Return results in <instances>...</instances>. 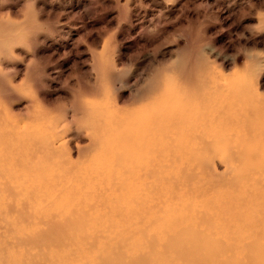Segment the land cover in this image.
Instances as JSON below:
<instances>
[{"label":"rangeland","instance_id":"obj_1","mask_svg":"<svg viewBox=\"0 0 264 264\" xmlns=\"http://www.w3.org/2000/svg\"><path fill=\"white\" fill-rule=\"evenodd\" d=\"M37 158L51 234L17 208ZM58 258L264 264V0H0V264Z\"/></svg>","mask_w":264,"mask_h":264},{"label":"bare ground","instance_id":"obj_2","mask_svg":"<svg viewBox=\"0 0 264 264\" xmlns=\"http://www.w3.org/2000/svg\"><path fill=\"white\" fill-rule=\"evenodd\" d=\"M45 142L42 144L43 147L45 148L43 150V152H45V157H43V159H47V160H50L48 162V164L50 162H52V155L54 154L53 151L55 150V147H54V142L52 139L48 140H44ZM153 143V142H152ZM151 144V143H150ZM157 145V144H156ZM153 146V145H152ZM42 147V146H40ZM42 147V149H43ZM155 147V146H154ZM39 149V148H38ZM156 149V148H154ZM149 150V148H148ZM157 150V149H156ZM160 150V149H159ZM142 151H143V148H142ZM152 152V151H151ZM156 152V151H155ZM158 152V151H157ZM156 152V153H157ZM161 152V151H160ZM159 152V153H160ZM36 152H34L35 154ZM150 153V152H149ZM32 154V153H31ZM151 154V153H150ZM161 154V153H160ZM36 155V154H35ZM157 155V154H156ZM162 155V154H161ZM158 154V156H161ZM32 156H34L32 154ZM44 156V155H43ZM140 156V154H139ZM156 157V156H155ZM145 158V156H143L141 158V160L139 161V163H141V166L140 168H143L145 169L143 174L141 175H145V174H149V175H153L154 176V173H153V167H155V163L152 162L151 164V160L150 158H147V161L146 163L142 162L143 159ZM158 158V157H157ZM24 159V157H23ZM38 159V158H37ZM43 160L41 159H38L36 164L33 163V166H28V165H23V166H28L29 169L32 170V173L31 172H23V174L19 175V178L21 179L20 181H16L15 182V186H14V189H15V192L16 194H18V196L20 197L21 199V203L17 206L18 210H20L21 212H24L25 214H27V218H31L33 221L35 220L37 225H38V230L40 231V234L43 235L44 232V221L46 219H50L52 217L53 220H55L57 222H59L60 224L63 222V220L67 219L66 217L68 216H63V213L65 211H63V207L61 205H59V199L57 198V193L55 192H51L48 190L50 188H53L54 191H57V186L59 187L58 191L61 190V188L64 187V182L62 181V177L60 178V176H57V177H54L53 176V173L54 172H51V173H48L46 174L47 177H44V176H40L41 175V172H43V170L45 169V166H47L45 164V162L42 163ZM160 161V160H159ZM22 162V161H21ZM20 162V163H21ZM29 163V162H28ZM27 164V163H26ZM35 164V165H34ZM45 164V165H44ZM151 164V165H150ZM146 165L149 167L147 168ZM49 167V166H48ZM22 168V167H21ZM149 169V170H148ZM31 170H28V171H31ZM21 171V170H20ZM49 171V170H48ZM53 171V170H52ZM155 172V170H154ZM128 173V172H126ZM17 174V173H15ZM28 174V175H27ZM38 174V175H37ZM25 175V176H23ZM32 176V178H30V176ZM57 175V174H56ZM60 175V174H58ZM18 178V180H19ZM113 180V179H112ZM77 184V183H76ZM61 187V188H60ZM91 188V187H90ZM70 189V188H69ZM107 190V189H106ZM75 191V190H74ZM137 191V189H136ZM62 192V191H61ZM101 192V191H100ZM73 193V192H72ZM59 194V193H58ZM142 194V195H141ZM69 195V194H68ZM87 195V194H86ZM85 195V196H86ZM97 195V194H95ZM103 195V194H102ZM145 192L142 193L141 191L140 192H137V195H133L131 194L129 196L130 200L129 202H133L131 203L132 206H129V208H123L121 207V205H114V207L117 209H120V210H125L127 212H129L130 214H133V212H145L147 211L148 209L152 210L151 208H153V203H151V199L150 198H147L146 199L144 198L145 196ZM62 196V195H61ZM128 196L125 195V198L127 199ZM63 198V196L61 197ZM67 198V197H66ZM69 198V197H68ZM102 198V196H101ZM61 200V199H60ZM63 200V199H62ZM104 200V199H103ZM64 201V200H63ZM62 201V202H63ZM105 201V200H104ZM116 201V199H115ZM61 202V203H62ZM94 203V202H93ZM100 203V202H99ZM70 204V203H69ZM85 204V203H84ZM101 205V203H100ZM99 205V206H100ZM103 205V204H102ZM10 207V206H9ZM66 207V206H65ZM101 207V206H100ZM10 209V208H9ZM91 209V208H90ZM93 209V208H92ZM91 209V210H92ZM83 210V209H82ZM63 211V212H62ZM136 212V213H137ZM82 213V212H80ZM84 213V212H83ZM87 213V212H86ZM84 213V214H86ZM94 213V212H93ZM92 213V214H93ZM70 221L71 222H74V218L72 216L73 212L71 213L70 211ZM76 214V213H75ZM108 214V213H107ZM99 215V214H98ZM48 216V217H47ZM47 217V218H46ZM60 229V225L58 224V227H54L51 230H49L48 232L51 234V233H55L56 230ZM38 231V232H39ZM48 232H46L47 234H49ZM43 250V248L41 249ZM57 252H58V249L55 248V251H54V255L56 256L57 255ZM260 255L262 252H259ZM258 257H259V254H256ZM43 257V255H42ZM263 257V256H262ZM60 260L61 259H55L51 262H47V264H60Z\"/></svg>","mask_w":264,"mask_h":264}]
</instances>
